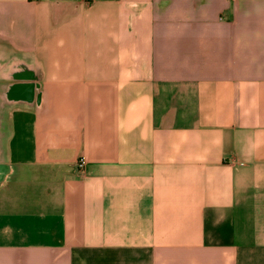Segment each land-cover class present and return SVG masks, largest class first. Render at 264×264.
<instances>
[{
    "label": "crops",
    "instance_id": "0c3cea01",
    "mask_svg": "<svg viewBox=\"0 0 264 264\" xmlns=\"http://www.w3.org/2000/svg\"><path fill=\"white\" fill-rule=\"evenodd\" d=\"M33 71L0 264H264V0H0V83Z\"/></svg>",
    "mask_w": 264,
    "mask_h": 264
},
{
    "label": "water",
    "instance_id": "95a60500",
    "mask_svg": "<svg viewBox=\"0 0 264 264\" xmlns=\"http://www.w3.org/2000/svg\"><path fill=\"white\" fill-rule=\"evenodd\" d=\"M13 79L15 82L0 83L9 86V89L7 90L3 91L0 89V100L4 99L6 96H8V101H15L16 103L19 99H26L30 104L29 107L40 111L44 103V91L42 89L41 76L38 77L36 72L33 71L28 77L27 83H24L20 76H16ZM7 109L8 107L5 106L0 107V125ZM2 136L0 137V149L3 147Z\"/></svg>",
    "mask_w": 264,
    "mask_h": 264
},
{
    "label": "built area",
    "instance_id": "2783aa9c",
    "mask_svg": "<svg viewBox=\"0 0 264 264\" xmlns=\"http://www.w3.org/2000/svg\"><path fill=\"white\" fill-rule=\"evenodd\" d=\"M87 2H90V1H93V0H85ZM78 166L80 168H83L85 166V163H84V160L83 159H80L79 162H78Z\"/></svg>",
    "mask_w": 264,
    "mask_h": 264
}]
</instances>
